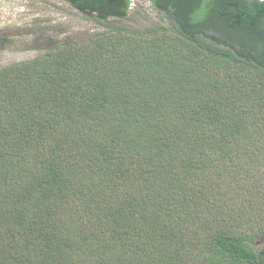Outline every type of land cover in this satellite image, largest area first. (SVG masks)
<instances>
[{
    "label": "trees",
    "instance_id": "obj_1",
    "mask_svg": "<svg viewBox=\"0 0 264 264\" xmlns=\"http://www.w3.org/2000/svg\"><path fill=\"white\" fill-rule=\"evenodd\" d=\"M105 33L0 68V264H264V0H63Z\"/></svg>",
    "mask_w": 264,
    "mask_h": 264
},
{
    "label": "rangeland",
    "instance_id": "obj_2",
    "mask_svg": "<svg viewBox=\"0 0 264 264\" xmlns=\"http://www.w3.org/2000/svg\"><path fill=\"white\" fill-rule=\"evenodd\" d=\"M130 6L118 26L152 36L160 19L151 3L132 0ZM103 25L63 0H0V68L35 57L49 40L79 42L105 33Z\"/></svg>",
    "mask_w": 264,
    "mask_h": 264
}]
</instances>
